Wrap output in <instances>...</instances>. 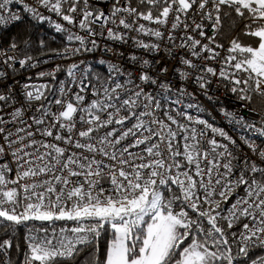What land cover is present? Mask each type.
Returning <instances> with one entry per match:
<instances>
[{"label":"snow or ice","instance_id":"6c2138e0","mask_svg":"<svg viewBox=\"0 0 264 264\" xmlns=\"http://www.w3.org/2000/svg\"><path fill=\"white\" fill-rule=\"evenodd\" d=\"M24 14L66 34L53 59L99 51L107 68L57 63L21 85L9 69L49 61L0 49V264H264V114L248 107L264 0H0V32ZM199 96L244 134L189 112Z\"/></svg>","mask_w":264,"mask_h":264},{"label":"built area","instance_id":"2783aa9c","mask_svg":"<svg viewBox=\"0 0 264 264\" xmlns=\"http://www.w3.org/2000/svg\"><path fill=\"white\" fill-rule=\"evenodd\" d=\"M12 7L13 11H16V6H10ZM45 15H51L53 20H58L59 18L55 16V14H49L45 11L44 13ZM25 15V20L27 19L26 14ZM20 25V24H19ZM42 25L51 28L53 31H55L54 26L51 23L45 22ZM18 26V25H16ZM11 27L8 31L6 32H0V49L3 50H7L9 48V45L14 42V41H7L5 39L6 34L14 27ZM56 32V31H55ZM38 34L41 36H45L46 34L50 35V37L52 38V40H56V36L54 34H50L48 33V31L44 28L41 27L38 29ZM63 35L66 36L65 33H61ZM209 35H211V33H209ZM219 36V35H218ZM217 36V39H218ZM96 39L98 40V42H104L102 37H96ZM16 43V42H15ZM107 43L110 46L116 47L118 48L120 51L125 52L126 54H128L129 52L132 51H138L135 49H130L129 47L123 46V45H119L115 42H111V41H107ZM78 42L73 43L72 46H77ZM18 45V44H17ZM228 45H225V47H227ZM31 47V43L28 44H24V45H18V49L15 53V55L17 56L18 59L24 58V56L26 55L24 53L25 50L29 49ZM8 55H13V53L11 51H8L7 53ZM27 55H31V54H27ZM33 56V55H31ZM34 58H36L37 60H48L49 62L47 64H42L40 65V67L36 68V69H20L19 64H15V68L19 69V72H13L12 69H9V73L12 74L13 76H15V78L17 80L20 81L21 85L25 82V78L29 75L33 76V80L37 83L43 82L40 81L39 79L36 78L35 73H37L40 70H46V69H51L52 67H54L55 64L59 63L64 67H67L69 64L73 63V62H79L80 60H86L88 62V64L92 65L94 67V69L96 71L99 72H104L107 68V65H99L97 63V61L99 60V58L101 57V53L99 51L95 52V53H82L81 55L75 56V57H70L69 59L66 60H61L60 58H55L53 59V55L50 56H33ZM107 59H112L111 57H107ZM112 62H116L115 60H113ZM125 63V67H129L131 68V65L128 64L127 62H123ZM211 63V62H209ZM0 67H3V65H0ZM134 72L136 71V69H132ZM138 74V73H137ZM59 79L62 80H67L68 77L66 76L65 73H61L59 75ZM173 83L176 85V87H184L185 84H187L188 90L189 91H193L194 86L190 83V82H184V81H179V80H175L173 79ZM218 96H220V100L221 102L226 106V110L228 111H233V112H243L244 115H247L248 113L244 110V106H243V102H241L239 99H237L235 94L232 93H227V95H222L221 93H217ZM173 99H175V97H173ZM199 101L202 107L206 106V110L203 113H197L194 109H189L188 111L191 112L194 115H200L201 118H205L208 119L210 122L214 123V125L218 126V127H223L225 128V130L230 131L231 134L234 135H241L244 134V130L241 129L238 125H233L231 123H229V120L225 119L223 117V114L219 111L218 107L213 108L211 102H209L204 96H199ZM188 101L185 100V103H187ZM169 104H171V101H169ZM18 106V105H17ZM248 107L253 108L252 105V100L251 102L248 104ZM209 112L211 113V115H209ZM261 114H264V112H260ZM29 114H33L31 111H29ZM6 119L8 117H5ZM27 117H25L26 119ZM15 130V127H13V131ZM101 135L103 134V132L100 133ZM10 255H11V251H10Z\"/></svg>","mask_w":264,"mask_h":264},{"label":"trees","instance_id":"16d2710c","mask_svg":"<svg viewBox=\"0 0 264 264\" xmlns=\"http://www.w3.org/2000/svg\"><path fill=\"white\" fill-rule=\"evenodd\" d=\"M44 27L48 33L54 34L56 36V40H52L50 35L46 34L45 36H41L38 34V29ZM242 27V25H240ZM239 33V27H234L231 20H225L224 26L222 28L221 33L218 36L217 41L224 45H228L229 41L234 35ZM5 39L7 41H14L18 45H26L31 43V47L24 51L25 54H31L33 56H50L53 55L50 50L51 49H59L62 50L65 45L68 43L66 40V36L53 31L51 28H48L41 23L32 20L29 16L25 20L24 24H20L14 28H12L7 34ZM242 40H246L245 37H241ZM41 41H43V46H41ZM253 105V101H252ZM264 112V111H262ZM17 235L21 238L19 241L23 243V236L25 235V230L21 229ZM17 252L15 249L11 250V259L13 261L17 260ZM82 259V257H81Z\"/></svg>","mask_w":264,"mask_h":264},{"label":"rangeland","instance_id":"374dc122","mask_svg":"<svg viewBox=\"0 0 264 264\" xmlns=\"http://www.w3.org/2000/svg\"><path fill=\"white\" fill-rule=\"evenodd\" d=\"M252 101H253V107L256 111L258 112L264 111V97L254 95Z\"/></svg>","mask_w":264,"mask_h":264}]
</instances>
